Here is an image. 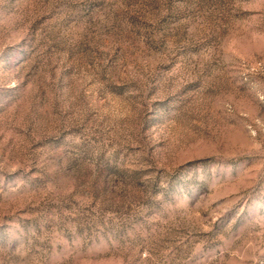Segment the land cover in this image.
Returning a JSON list of instances; mask_svg holds the SVG:
<instances>
[{"label":"rangeland","instance_id":"374dc122","mask_svg":"<svg viewBox=\"0 0 264 264\" xmlns=\"http://www.w3.org/2000/svg\"><path fill=\"white\" fill-rule=\"evenodd\" d=\"M0 264H264V0H0Z\"/></svg>","mask_w":264,"mask_h":264}]
</instances>
